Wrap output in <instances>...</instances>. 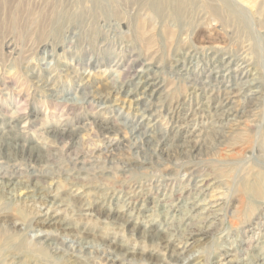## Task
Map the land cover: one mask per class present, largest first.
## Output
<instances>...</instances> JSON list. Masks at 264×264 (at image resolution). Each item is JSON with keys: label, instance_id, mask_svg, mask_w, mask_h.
<instances>
[{"label": "rangeland", "instance_id": "rangeland-1", "mask_svg": "<svg viewBox=\"0 0 264 264\" xmlns=\"http://www.w3.org/2000/svg\"><path fill=\"white\" fill-rule=\"evenodd\" d=\"M155 1L0 0V264H264V0Z\"/></svg>", "mask_w": 264, "mask_h": 264}, {"label": "bare ground", "instance_id": "bare-ground-1", "mask_svg": "<svg viewBox=\"0 0 264 264\" xmlns=\"http://www.w3.org/2000/svg\"><path fill=\"white\" fill-rule=\"evenodd\" d=\"M155 4H156V6H161V4L162 3H160V1L159 0H156L155 1ZM145 77V76H144ZM150 80L151 79H146V78H144V81H143V83H142V89H143V94H147V93H149V91L152 89V86L155 84V83H152V82H150ZM143 98H145V96H142V99ZM187 234V233H186ZM195 233H194V235H190L191 236V239L190 240H195Z\"/></svg>", "mask_w": 264, "mask_h": 264}]
</instances>
